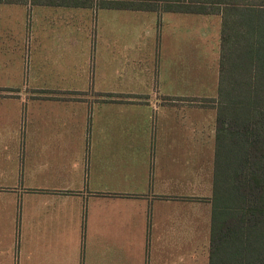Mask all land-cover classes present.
I'll return each mask as SVG.
<instances>
[{"label": "crops", "instance_id": "obj_1", "mask_svg": "<svg viewBox=\"0 0 264 264\" xmlns=\"http://www.w3.org/2000/svg\"><path fill=\"white\" fill-rule=\"evenodd\" d=\"M220 29L217 71L216 53L212 70L199 57L207 37L163 38V94L76 85L86 74L0 86V264H209Z\"/></svg>", "mask_w": 264, "mask_h": 264}, {"label": "trees", "instance_id": "obj_2", "mask_svg": "<svg viewBox=\"0 0 264 264\" xmlns=\"http://www.w3.org/2000/svg\"><path fill=\"white\" fill-rule=\"evenodd\" d=\"M0 0L221 17L209 264H264V0Z\"/></svg>", "mask_w": 264, "mask_h": 264}, {"label": "rangeland", "instance_id": "obj_3", "mask_svg": "<svg viewBox=\"0 0 264 264\" xmlns=\"http://www.w3.org/2000/svg\"><path fill=\"white\" fill-rule=\"evenodd\" d=\"M96 7L95 4L93 8ZM156 16L121 10L0 4V86L68 87L86 74L84 81L76 85L101 84L116 89H134L136 85L151 96L154 89L163 94L159 90L162 40L172 39L177 31L207 37L208 44L200 46L199 57L200 60L208 57L212 70L216 53L217 71L218 46L212 39L219 33V15L164 13L161 18ZM38 40H41L39 46ZM148 46L153 49L151 54ZM142 47L143 54L138 55L136 50ZM67 61L75 63L78 71L68 72L64 67ZM85 61L87 66L83 71ZM203 65L206 69L207 63ZM212 114V110H206L201 115L207 125L212 124ZM199 256L204 264L206 254L199 253Z\"/></svg>", "mask_w": 264, "mask_h": 264}]
</instances>
